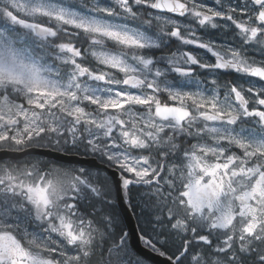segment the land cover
<instances>
[{"label": "snow or ice", "instance_id": "snow-or-ice-1", "mask_svg": "<svg viewBox=\"0 0 264 264\" xmlns=\"http://www.w3.org/2000/svg\"><path fill=\"white\" fill-rule=\"evenodd\" d=\"M214 5L0 0V264H91L99 229L78 214L85 170L38 158L81 146L126 173L125 188L151 186L156 219L190 234L180 256L201 246L192 264H264V0ZM221 20L244 46L200 36ZM165 40L215 62L188 50L155 57ZM195 68L243 82L199 80ZM171 73L195 87L170 83Z\"/></svg>", "mask_w": 264, "mask_h": 264}, {"label": "rangeland", "instance_id": "rangeland-1", "mask_svg": "<svg viewBox=\"0 0 264 264\" xmlns=\"http://www.w3.org/2000/svg\"><path fill=\"white\" fill-rule=\"evenodd\" d=\"M152 11V10H149ZM157 15L161 16H166L160 13H156ZM170 18V17H169ZM172 19V18H170ZM178 21L181 26L187 30L193 23V19L191 17L186 18L185 21H181L179 19H173ZM121 22V21H120ZM121 23H128V24H133L132 21H125ZM218 26L216 28H212L210 26L206 27H201L198 28L197 31L199 32L200 36L203 37L206 40H214L219 44L228 46V45H234L233 42H239V37L238 34H236V29L235 26L232 25V32L229 31V21H218ZM69 30H72L69 26ZM241 42V40H240ZM248 47H251L250 45ZM181 50H188L193 53H195L197 56H199L203 61L208 62V63H214L215 62V57L211 54L206 52L204 49L201 48H195L194 46L190 45H183L181 44L178 40H165L164 44L160 48H153L152 54L159 58V57H164L166 56L169 52H177ZM161 67H165V64L163 61H161ZM221 71L215 72V73H209L208 70L203 69V68H195L194 73L192 74L193 77L198 78L199 80H205L209 79L212 76L217 77L221 81ZM173 77H176V79H172ZM237 81L243 82L240 76H237ZM170 83H173L177 86L187 84L189 88H194L195 87V82L193 79L189 78L187 80L181 79L177 77V74L171 73L170 74ZM224 83V82H221ZM83 148V147H82ZM85 151H87L85 148H83ZM88 152V151H87ZM88 155H93L98 157L100 160L107 162L108 164L113 165L112 163L108 162L106 159H104L101 155L99 154H91L88 152ZM71 169H83L85 170V179L88 182V185H81V192L83 190L95 188L96 191H98V188H101L103 191H109L112 194V198L115 199V194H114V188L111 182L110 177L107 175L106 172L104 171H97V170H91L88 168L84 167H76V168H71ZM126 174V173H125ZM127 175V174H126ZM90 180H94L95 182H90ZM106 187V188H105ZM111 188V189H109ZM112 190V191H111ZM84 191V192H85ZM80 192V193H81ZM152 197V196H151ZM154 198V197H153ZM79 198L77 200L78 204V209H79V216L83 219L90 220L88 219L85 215L86 213V204L83 203L82 205L79 203ZM155 200V198H154ZM83 201H86V199H83ZM98 209H92V211H95ZM143 215L138 219L139 220V227L141 229V232L144 233V235L150 239L152 242V246L156 247H165L166 249L176 252L182 251V245L184 243L185 239L190 238V234H184L180 233L177 230H173L169 227L168 222L165 220L164 223L158 224L157 222L153 223V219L157 220L156 218H149L145 216V213H142ZM85 215V216H84ZM122 217V216H121ZM163 219V217L161 218ZM97 228L98 226L94 224ZM32 229H30L31 231ZM199 232L208 234L209 229L207 226H200L198 229ZM222 230H213L211 232L210 238L213 240L214 245H218L221 240H223V235L221 234ZM100 238H95V242L98 241ZM52 240L58 243L66 244L64 239L60 237L58 234H53ZM100 241V240H99ZM98 241V242H99ZM128 244L129 240H124L120 241L119 238H115V240L110 242L108 250V256L109 257H114L115 261L119 264H151L147 262L146 260H142L141 258H136L132 256V253L128 249ZM68 251L71 254L72 252L78 250L74 246H67ZM94 249V248H93ZM202 251V248L200 245H197L195 242L192 246L189 247L188 251L184 253L183 257H181V261L183 264H192V256H194L197 252ZM123 256V257H122Z\"/></svg>", "mask_w": 264, "mask_h": 264}, {"label": "trees", "instance_id": "trees-1", "mask_svg": "<svg viewBox=\"0 0 264 264\" xmlns=\"http://www.w3.org/2000/svg\"><path fill=\"white\" fill-rule=\"evenodd\" d=\"M62 151H74L78 154H88V152L85 151L82 148V146L79 148L70 147V149H65ZM38 158L43 160L44 162L63 165L42 157H38ZM63 166L69 168L67 165H63ZM90 182H95V181L90 180ZM151 190H152L151 186L143 185V184L139 186H135V188H132L130 186L129 188L126 189V197L133 211V214L137 220L138 228L140 232L141 229L139 227L138 219L143 215L142 213H145V216L149 218L152 217L156 218L157 215H160L158 206L154 198L151 197L150 195ZM84 191L85 190H83L78 196V198L80 199L79 203L81 205L83 203L86 204L85 215L88 219H91L92 222L98 226L99 233L96 236V238H100L98 239V241L100 240L99 242L98 241L94 242L93 255L91 256V264H119L114 260L115 259L114 257L108 256V250H107V248L111 247L110 242L115 240V238H119L120 241H124L128 239L126 233V226L123 221V218L121 217L116 201L111 197L112 196L111 192L103 191L101 188H98V191H92L91 189H87L85 192ZM83 199H86V201H83ZM95 208L98 210L92 211V209ZM154 222H157L158 224H162L165 222V219H160V220L153 219V223ZM141 234L144 235V233L142 232ZM148 245L154 250L163 252L164 254L169 255L172 258H175V256H177L179 253L178 252L176 254V252H172L166 249L165 247L152 246V243L151 244L148 243ZM128 249L132 253V256L136 258L137 257L141 258L131 249L129 244H128Z\"/></svg>", "mask_w": 264, "mask_h": 264}, {"label": "water", "instance_id": "water-1", "mask_svg": "<svg viewBox=\"0 0 264 264\" xmlns=\"http://www.w3.org/2000/svg\"><path fill=\"white\" fill-rule=\"evenodd\" d=\"M42 156L52 158L63 163L104 169L112 180L116 202L126 225L127 235L132 249L142 258L153 264H177L178 260L176 258L172 259L165 254H161V252L153 250L145 244L148 242V239L139 232L136 219L125 196L126 188L123 186V175L120 169L110 166L109 164L99 160L96 156H86L79 155L77 153L54 150L50 151L49 154Z\"/></svg>", "mask_w": 264, "mask_h": 264}, {"label": "flooded vegetation", "instance_id": "flooded-vegetation-1", "mask_svg": "<svg viewBox=\"0 0 264 264\" xmlns=\"http://www.w3.org/2000/svg\"><path fill=\"white\" fill-rule=\"evenodd\" d=\"M203 3L209 4L210 6H215V5H214V0H203ZM162 14H168V13H162ZM170 15H171V14H170ZM174 17H175L176 19L181 20V21H185L186 18H188V17H179V16H174ZM229 25H230V27H229V31L232 32V24H231V22H229ZM236 34H238L237 31H236ZM238 37H239V39L241 40V42H240V40H239V42H233L234 45L237 46V47H242V46H244V45H243V38H242L241 36H239V34H238ZM221 73H222V74H221V76H220V78H221V81H220V82H227V81L236 82V80H237V76H239V74H237V73H235V72H231V71H221ZM49 160H51V161H53V162H56V161H54V160H52V159H49ZM68 167L75 168L74 165H70V166H68ZM132 188H135V187L133 186Z\"/></svg>", "mask_w": 264, "mask_h": 264}, {"label": "bare ground", "instance_id": "bare-ground-1", "mask_svg": "<svg viewBox=\"0 0 264 264\" xmlns=\"http://www.w3.org/2000/svg\"><path fill=\"white\" fill-rule=\"evenodd\" d=\"M163 15H166V16L172 18V19H176L174 16H172V15H170V14H163ZM117 22H120V21H117ZM121 22H125V21H121Z\"/></svg>", "mask_w": 264, "mask_h": 264}]
</instances>
